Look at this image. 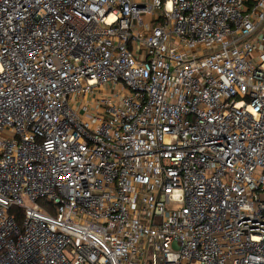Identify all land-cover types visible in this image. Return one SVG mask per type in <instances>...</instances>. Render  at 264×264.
Masks as SVG:
<instances>
[{
    "label": "built area",
    "instance_id": "built-area-1",
    "mask_svg": "<svg viewBox=\"0 0 264 264\" xmlns=\"http://www.w3.org/2000/svg\"><path fill=\"white\" fill-rule=\"evenodd\" d=\"M0 264H264V0H0Z\"/></svg>",
    "mask_w": 264,
    "mask_h": 264
},
{
    "label": "trees",
    "instance_id": "trees-1",
    "mask_svg": "<svg viewBox=\"0 0 264 264\" xmlns=\"http://www.w3.org/2000/svg\"><path fill=\"white\" fill-rule=\"evenodd\" d=\"M11 213H12V215L14 217H16V220L18 221V223L21 224L22 218H23L22 210H20V209H12Z\"/></svg>",
    "mask_w": 264,
    "mask_h": 264
}]
</instances>
